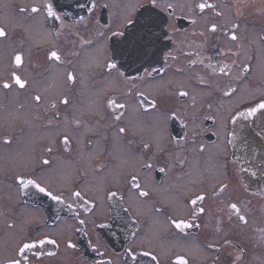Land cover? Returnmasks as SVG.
I'll list each match as a JSON object with an SVG mask.
<instances>
[{
  "label": "flooded vegetation",
  "instance_id": "1",
  "mask_svg": "<svg viewBox=\"0 0 264 264\" xmlns=\"http://www.w3.org/2000/svg\"><path fill=\"white\" fill-rule=\"evenodd\" d=\"M0 29V264H264L235 145L264 0H0Z\"/></svg>",
  "mask_w": 264,
  "mask_h": 264
},
{
  "label": "water",
  "instance_id": "2",
  "mask_svg": "<svg viewBox=\"0 0 264 264\" xmlns=\"http://www.w3.org/2000/svg\"><path fill=\"white\" fill-rule=\"evenodd\" d=\"M249 111L242 113L235 125L237 157L243 177L264 191V111L248 116Z\"/></svg>",
  "mask_w": 264,
  "mask_h": 264
},
{
  "label": "snow or ice",
  "instance_id": "3",
  "mask_svg": "<svg viewBox=\"0 0 264 264\" xmlns=\"http://www.w3.org/2000/svg\"><path fill=\"white\" fill-rule=\"evenodd\" d=\"M154 2H155V0H153V3H154ZM199 7H200L201 10H203L205 7H213V5H206V4L202 3V4L199 5ZM32 11H37V9L33 8ZM49 13H50L51 15H55L54 13H52L51 8H49ZM211 31H213V32L216 31V28H215L214 25H213ZM4 35H5L4 30H3V29H0V37H3ZM231 39L235 40V39H236V36L233 35V36L231 37ZM50 58H51V59H54V60H59V59H60L59 55H58L56 52H54V51L51 52V54H50ZM15 61H16V64L19 65V64L21 63V57H20L19 55H17V56L15 57ZM111 67L114 68L115 65L113 64V65H111ZM68 79H69V80H72L73 77H72L71 75H69ZM14 80H15V83H16L17 85L20 86V88H24V87H25L24 82H22L21 79H20L18 76H15V77H14ZM3 87H4V88H9L10 85H9L8 83H5V84L3 85ZM181 95H186V93H181ZM34 99H36L37 101H39L40 97H39V96H36ZM63 102H64V103H67V100H65V101H63ZM110 106H112V107H117V108H120V109H123V108L126 107V105H124V104H116L115 101H111V102H110ZM257 111H264V103H261V104L259 105V108H258V109H257V108H253V109H251V111H249V112L247 113V115H248V116H255L256 113H257ZM116 119L119 120V119H120V116H117ZM119 132L123 133V132H125V129H124L123 127H121V128L119 129ZM64 143H65V144L68 143L67 139L64 140ZM145 147H147V145H145ZM49 150H51V149H49ZM43 163H44V164H48L49 161L45 160V161H43ZM18 180H19V183H20L21 185L31 184V185H33V186H34V187H35L40 193H45L46 195H51V193L46 192V189H45L44 187H41V186H40L39 184H37L34 180H27V181H25V180L22 179V178H18ZM76 195L79 196V193H76ZM112 195L114 196L115 193H112ZM140 195H141V196H146L147 193H146V192H141ZM52 199H53V200H57L58 198H57L56 196H52ZM203 199H204L203 196H199V197H197V200H203ZM192 203L195 204L196 201L194 200V201H192ZM230 208L232 209V211H234V212H236V213L238 214V211H239V210H238L236 204H231V205H230ZM202 211H203V209H201V212H202ZM239 219H240V220H244V217H243V216H240ZM175 226H176L177 228H187V227H190V225H188V224H186V223H176ZM45 242H46V243H49V244L55 243V241H53V240H47V241H40V245L42 246ZM36 247H37V244H36V243H27V244H24L23 247H21V248L19 249V252L21 253V255H23V254H25L28 250L35 249ZM69 247H73V245H69ZM145 255H147V253H145ZM153 259H155V257H153ZM12 264H23V261H22L21 259H15V260L12 261ZM181 264H184V262L182 261Z\"/></svg>",
  "mask_w": 264,
  "mask_h": 264
}]
</instances>
